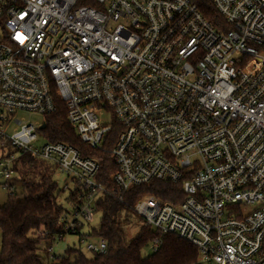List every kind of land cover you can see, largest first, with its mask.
Instances as JSON below:
<instances>
[{
  "label": "built area",
  "instance_id": "2783aa9c",
  "mask_svg": "<svg viewBox=\"0 0 264 264\" xmlns=\"http://www.w3.org/2000/svg\"><path fill=\"white\" fill-rule=\"evenodd\" d=\"M211 1L226 27L198 0H0L1 187L22 155L52 163L64 192L82 191L60 224L84 244L104 196L180 185L176 203L138 198L139 225L189 242L204 264H264V0ZM59 102L82 144L112 157V188L100 159L16 117Z\"/></svg>",
  "mask_w": 264,
  "mask_h": 264
},
{
  "label": "trees",
  "instance_id": "16d2710c",
  "mask_svg": "<svg viewBox=\"0 0 264 264\" xmlns=\"http://www.w3.org/2000/svg\"><path fill=\"white\" fill-rule=\"evenodd\" d=\"M198 5L204 17L216 26L226 24L211 0H198ZM44 121L46 128L41 133L49 141L71 144L82 155L100 159L99 181L109 189L113 187L110 178L116 168L112 157L108 153L90 150L82 144L67 120L64 104L59 102L57 113L45 116ZM14 174L16 181L22 184L24 199H16L15 186L12 185L8 187V202L0 206V264H204L199 262L195 246L174 235H163L140 225L132 237L126 231V227L135 220L139 222L132 210L138 198L151 194L164 203H176L182 198L180 185L153 182L129 191L124 196L125 203L112 196H104L96 204V213L101 212L102 218L91 237L107 243L106 253L87 257L81 249L72 247L63 256L56 257L52 255L51 249L58 236L66 235L65 224L60 223L67 212L59 202L63 191L54 180L56 167L48 161L22 155L14 167ZM80 194L82 191H71L67 202L80 204ZM155 238L162 240L160 248L144 256L143 250Z\"/></svg>",
  "mask_w": 264,
  "mask_h": 264
},
{
  "label": "rangeland",
  "instance_id": "374dc122",
  "mask_svg": "<svg viewBox=\"0 0 264 264\" xmlns=\"http://www.w3.org/2000/svg\"><path fill=\"white\" fill-rule=\"evenodd\" d=\"M16 117L20 119H24L26 122H31V123H36V122L41 123L44 121V117L38 114L18 113ZM54 180L59 183L60 189L63 191L64 180H65L64 177L58 176L57 174H55ZM11 183L15 186L14 192L16 193V199L23 200L24 199L23 187H22V184L16 181V174H13ZM9 194H10V191L8 190V188L0 187V206L6 205V203L9 200L8 199ZM68 195L69 193L67 191L65 192L63 191V193L61 194L59 198V202L65 206L66 211L72 212V206L66 200ZM101 218H102L101 212L95 213L94 219L92 222H90V224L84 223L85 225L81 228V234L85 237L88 236V233H90L93 229H96L99 227ZM138 226H139V223H137V221L135 220L133 223H131L130 225L126 227V231L129 237H132L136 233ZM98 240L99 239L97 237H89V238H86V242L82 244L80 242L79 236L66 235L63 240L61 241L58 240L60 242L57 241L58 243H55L53 245V252L55 253L54 255H57L56 257H60L65 253L64 251H66L68 248L73 247V248L81 249V251L87 257H92L93 253L86 250V243L88 242L97 243ZM151 247L152 245L150 243L143 250L144 256H149L150 254H152ZM0 250H1V231H0ZM198 260H199V255H198Z\"/></svg>",
  "mask_w": 264,
  "mask_h": 264
},
{
  "label": "bare ground",
  "instance_id": "6f19581e",
  "mask_svg": "<svg viewBox=\"0 0 264 264\" xmlns=\"http://www.w3.org/2000/svg\"><path fill=\"white\" fill-rule=\"evenodd\" d=\"M67 200H68V198H67ZM68 201H69V200H68ZM75 203H76V202H75ZM64 212H65V211H64ZM61 230H62V229H61ZM47 232H48V231H47ZM64 232H65V231H64ZM62 233H63V232H62ZM48 235H49V234H48ZM57 235H58V234H57ZM46 236H47V235H46ZM61 236H62V235H61ZM62 240H63V239H62ZM60 241H61V240H60ZM60 241H58V242H60ZM58 242H57V243H58ZM64 252H65V251H64ZM50 253H51V252H50ZM54 254H55V253H54ZM52 255H53V253H52ZM52 255H51V256H52ZM56 256H57V255H56ZM62 256H63V255H62Z\"/></svg>",
  "mask_w": 264,
  "mask_h": 264
},
{
  "label": "water",
  "instance_id": "95a60500",
  "mask_svg": "<svg viewBox=\"0 0 264 264\" xmlns=\"http://www.w3.org/2000/svg\"><path fill=\"white\" fill-rule=\"evenodd\" d=\"M45 127H46V125H45V124H43V125H42V129H45Z\"/></svg>",
  "mask_w": 264,
  "mask_h": 264
}]
</instances>
